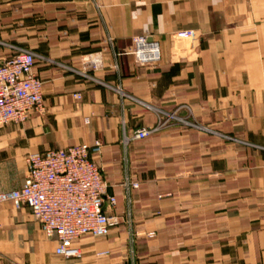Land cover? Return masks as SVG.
<instances>
[{"label": "crops", "instance_id": "1", "mask_svg": "<svg viewBox=\"0 0 264 264\" xmlns=\"http://www.w3.org/2000/svg\"><path fill=\"white\" fill-rule=\"evenodd\" d=\"M186 29L198 39L177 43ZM145 34L156 64L125 53ZM9 45L42 56L46 111L0 126V192L23 187L27 155L100 139L124 222L65 259L28 206L5 203L0 264H264V0H0V60Z\"/></svg>", "mask_w": 264, "mask_h": 264}, {"label": "built area", "instance_id": "2", "mask_svg": "<svg viewBox=\"0 0 264 264\" xmlns=\"http://www.w3.org/2000/svg\"><path fill=\"white\" fill-rule=\"evenodd\" d=\"M173 38L177 43H191L198 36L195 30L186 29L174 33ZM9 46L13 53L0 60V126L22 125L33 113L46 111L43 81L35 71L37 59L42 56L27 47ZM125 53L133 55L139 65L156 64L161 60L160 42L151 34L140 35ZM84 61L86 70L95 71L101 66L100 56L90 55ZM82 75L91 77L87 72ZM76 97L81 98L79 94ZM164 125L139 128L133 138H147ZM129 140L125 138L126 143ZM102 147V141L97 139L93 146L77 144L31 153L25 158L23 187L0 192V206L11 202L17 209H31L43 233L56 237L55 253L65 259L82 256V238L107 237L124 222L114 213L116 197L108 193L107 180L92 157L93 153H101ZM124 185L129 198L131 190L139 187L130 180ZM131 237L134 243L136 235L132 228Z\"/></svg>", "mask_w": 264, "mask_h": 264}, {"label": "rangeland", "instance_id": "3", "mask_svg": "<svg viewBox=\"0 0 264 264\" xmlns=\"http://www.w3.org/2000/svg\"><path fill=\"white\" fill-rule=\"evenodd\" d=\"M204 127L207 128L206 130H210L209 127H207V126H203V128H204Z\"/></svg>", "mask_w": 264, "mask_h": 264}]
</instances>
